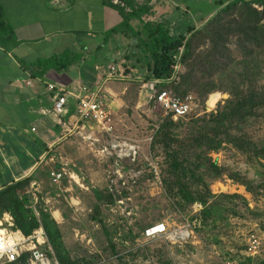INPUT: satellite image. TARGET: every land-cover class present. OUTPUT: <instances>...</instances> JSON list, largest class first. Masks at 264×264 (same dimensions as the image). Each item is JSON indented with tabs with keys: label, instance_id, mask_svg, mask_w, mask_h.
Masks as SVG:
<instances>
[{
	"label": "rangeland",
	"instance_id": "obj_1",
	"mask_svg": "<svg viewBox=\"0 0 264 264\" xmlns=\"http://www.w3.org/2000/svg\"><path fill=\"white\" fill-rule=\"evenodd\" d=\"M96 1L92 0V3L97 4ZM137 1L145 3V0ZM166 2L172 3L173 7L165 3L167 7L157 8L154 17L149 16L145 20L157 22L163 14L174 10L179 15V23L184 30L190 22L200 26L201 19L210 18L217 10L214 0ZM175 5L180 10L174 9ZM83 24L78 25L82 30L85 29ZM113 25L107 21L98 26L99 32L77 37L78 47L72 50L82 53L86 48L85 65L75 64L68 71L58 73V76L48 74L46 79L58 85L71 81L68 90L79 94V80H86V73L92 74L95 77V88L102 86V97L111 112L114 131L107 136L98 131L95 125L89 124L88 129L78 127L71 133L64 130L66 133L63 132V135L66 136L61 140H57L58 133H52V148L63 140L64 142L57 150L58 159L56 156L52 161L43 160V164L40 163L30 174L42 178L37 180L38 186H31L34 203L41 200L53 218L61 224L63 241L73 260L85 259L88 264H226L234 256L260 264L264 261V189H261V196L255 198L244 186L231 180L229 173L241 174L254 181L255 186H264V177L257 175L258 171L264 174V165L248 163L246 157L230 147L211 155L220 166L229 170L227 176L213 182L212 194L240 195L249 203L247 211L240 202H235L232 206L241 215L228 216L226 222L218 223L217 229L211 225L205 226L196 217L203 209L200 204L182 208L176 201H172L163 188V159L151 149L153 131L150 126L156 127L158 124L155 113L158 110L148 108V101L152 96L149 87L129 82L125 84L127 89L124 95H118L115 99L105 95V91L113 83L105 82L103 77L110 65L115 66L122 75L125 73L130 76L132 72L137 76L145 74V71L133 69L135 58L126 59L132 53L139 52L136 38L131 35L128 38L116 35L104 43V34L114 28ZM58 49L54 46L53 50ZM96 66L99 71H95ZM5 71L10 73V77L17 73L7 67ZM117 92L121 93L120 90ZM219 94L221 98L216 107H208V98L202 113L214 112L220 102L229 98L227 94ZM74 100L70 101L72 106ZM195 107L194 103L193 112ZM16 117H19L17 112L8 113L4 117L7 121L0 122L1 137H5L3 140L6 142L0 143L2 182L14 177L17 168H24L31 162L24 157L25 144L19 141L16 132L4 129L14 124L12 121H17ZM32 126L35 127L31 124L30 127ZM69 128L73 129L71 126ZM36 131L34 134H39V128ZM247 131L254 140L264 143V125L254 124ZM5 144L9 147H3ZM113 146H118L120 150ZM131 147L135 148V153ZM9 157L16 159L17 164H12L14 160L11 162ZM33 159H37V156ZM5 160L9 162L8 166ZM58 165L63 167L67 176L55 183L51 177L48 180L47 172H57L55 167ZM72 180H80L79 185L84 190L82 193L68 191ZM96 191L104 196L103 200H97ZM113 200L115 203L111 204ZM250 211L261 216L252 215ZM35 212L38 215L37 210ZM151 225H165L168 235L146 240L140 234ZM254 241L259 245L252 250L254 244L251 242Z\"/></svg>",
	"mask_w": 264,
	"mask_h": 264
},
{
	"label": "trees",
	"instance_id": "obj_2",
	"mask_svg": "<svg viewBox=\"0 0 264 264\" xmlns=\"http://www.w3.org/2000/svg\"><path fill=\"white\" fill-rule=\"evenodd\" d=\"M121 2L124 7L105 0L106 5L122 15L123 22L104 34V43L116 35L126 38L131 35L138 41L136 47L139 52L126 59L135 58L133 69L145 71L144 83L152 95L148 108L158 110L155 112L158 124L150 126L153 131L151 149L163 159V188L167 196L182 208L200 204L203 209L196 217L205 226L217 229L218 223L226 222L228 216L241 215L232 206L235 202H240L247 211L249 203L240 195L212 194L213 182L227 176L229 170L220 166L211 155L230 147L246 157L248 163L264 165V143L254 140L247 131L254 124L264 125V0H214L216 12L210 18L201 19L199 27L190 22L184 30L179 22L172 24L165 19L146 21L153 15L151 0H145L143 4L137 0ZM0 22L4 24L1 14ZM133 22L138 24L135 26ZM84 51L86 48L82 53L66 50L50 58L24 64V67L32 78L38 75L45 78L51 72L62 73L75 64H81ZM154 81L161 84H154ZM163 91L181 98L191 96L195 111L177 121L171 114L165 115L157 104V96ZM215 93L227 94L229 98L220 102L214 112L202 113L209 96ZM89 124L93 122H81L78 127L88 129ZM3 139L0 133V143ZM62 143L50 150L38 145L41 153L34 162H30L29 168V164L25 165V171L40 162L44 151L47 153L44 162L54 160L56 156L58 159L57 150ZM24 157L31 160L27 153ZM55 169L57 172L64 170L61 165ZM50 173L47 172L48 180L51 179ZM257 175L264 177L259 171ZM1 176L0 173V179ZM229 177L255 198L261 196L264 186H255L254 181L238 173H229ZM41 179L31 175L19 181L14 177L3 182L0 180V218L10 214L16 228L26 236L42 227L60 264H88L85 259L71 258L63 241L61 224L41 200L37 205L34 203L31 186ZM95 196L100 201L104 198L99 191ZM114 203L115 200L111 202ZM148 228H144L140 235L144 236ZM105 235L110 237L108 233ZM111 247L114 251V246ZM238 258L232 256L228 260L251 263L250 259Z\"/></svg>",
	"mask_w": 264,
	"mask_h": 264
},
{
	"label": "crops",
	"instance_id": "obj_3",
	"mask_svg": "<svg viewBox=\"0 0 264 264\" xmlns=\"http://www.w3.org/2000/svg\"><path fill=\"white\" fill-rule=\"evenodd\" d=\"M96 2L97 4L92 3V0H0V14L4 21V24L0 22V122L7 121L4 118L6 114H16L17 112L19 116L15 118L17 121H12L15 123L4 127V129L16 132L19 141L25 144L24 152L31 157L32 162H34L33 158L41 153L38 145L42 144L43 148L52 149L53 143L50 139L52 133H58L57 140H61L66 136V134L63 135V132L71 133L78 127L76 126L74 98H68L67 113L57 117L53 114L54 94L48 90V86L53 85L74 94L72 90H68L71 81L58 85L56 82L48 81L46 77L42 78L39 75L34 79L25 69L24 64H31V62L50 58L66 50L77 48L78 36H87L89 33L99 32L98 26L104 22H111L115 27L123 22L122 15L111 6L106 5L105 0H97ZM165 3L168 4L166 0H151L150 6L153 7V17L157 8H165L169 5L173 7L172 3L167 6ZM174 7V9L180 10L178 5ZM175 13L174 10L166 12L160 19L169 20L172 24L177 23L180 21V17ZM80 23H84V30L78 27ZM132 24L137 25L136 22ZM54 46L59 48L58 51L53 50ZM85 63L86 60L84 59L81 65H85ZM5 67L17 73L10 77L8 76L10 73L5 71ZM97 68L98 66H96L95 71ZM36 74L39 72L36 71ZM49 74L58 76L57 72ZM119 75L121 76L108 81L109 83L113 82L105 91V95L110 99L124 95V91L127 89L125 84L129 82L140 83L145 87L147 85L144 83V75L137 76L133 72L130 76L125 73ZM86 78V80L80 79L79 84H87L95 88L93 85L95 77L86 73ZM116 80L121 83H116ZM105 82H107L106 79ZM117 90H120L121 93H118ZM71 99L74 100L73 106L70 103ZM31 124L35 127H30ZM70 126L73 129H68ZM29 128H31L30 131H28ZM38 128L39 134H34ZM4 143H6L5 140H3ZM3 147H9V145L5 144ZM45 156L46 152L44 151L40 157V162L36 163L29 171H25L26 167L17 168L14 175L15 181L30 176L32 171L45 159ZM10 158L11 162L14 160L12 164H17L16 159ZM5 162L8 166L9 162L7 160ZM30 166L29 164L27 168ZM79 181L72 180L71 189L68 191L74 190L75 194L79 191L82 193L84 190L79 185ZM36 182L37 180L32 185L38 186Z\"/></svg>",
	"mask_w": 264,
	"mask_h": 264
},
{
	"label": "built area",
	"instance_id": "obj_4",
	"mask_svg": "<svg viewBox=\"0 0 264 264\" xmlns=\"http://www.w3.org/2000/svg\"><path fill=\"white\" fill-rule=\"evenodd\" d=\"M112 2L116 6L124 7L121 0H112ZM96 71H99V68ZM103 75L107 81L121 76L115 66H109L108 72ZM153 83L161 84L160 81H154ZM48 90L54 94L53 114L55 116L60 117L67 113L68 98L73 97L75 99L77 127L81 122H93L98 131L107 135L113 133L114 127L112 125L111 112L102 97V87L92 88L87 84H81L79 94H73L53 85H49ZM157 104L163 109L165 115L171 114L175 121L193 112L194 107V101L191 96L181 98L168 91H163L157 96ZM113 148L119 149L118 146H113ZM131 150L134 153L136 151L134 147H131ZM65 175L66 172L64 170L63 172L50 173V177L55 183ZM167 235L168 231L165 225L152 226L144 231L146 240H153ZM251 243L254 244L252 245V250L259 245L256 241ZM16 262L20 264H60L42 227L35 230L31 235L26 236L16 228L13 217L10 214H4L0 218V264H13ZM226 264L241 263L237 260H228Z\"/></svg>",
	"mask_w": 264,
	"mask_h": 264
},
{
	"label": "bare ground",
	"instance_id": "obj_5",
	"mask_svg": "<svg viewBox=\"0 0 264 264\" xmlns=\"http://www.w3.org/2000/svg\"><path fill=\"white\" fill-rule=\"evenodd\" d=\"M220 98H221V94H219V93L212 94L208 100V107L210 109H214L216 107L218 101L220 100ZM157 232H158V230H157Z\"/></svg>",
	"mask_w": 264,
	"mask_h": 264
}]
</instances>
